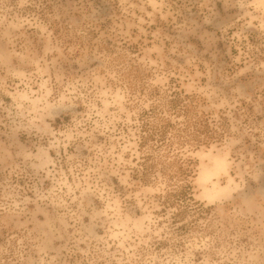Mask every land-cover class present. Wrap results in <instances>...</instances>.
Returning <instances> with one entry per match:
<instances>
[{
    "label": "rangeland",
    "instance_id": "rangeland-1",
    "mask_svg": "<svg viewBox=\"0 0 264 264\" xmlns=\"http://www.w3.org/2000/svg\"><path fill=\"white\" fill-rule=\"evenodd\" d=\"M0 264H264V0H0Z\"/></svg>",
    "mask_w": 264,
    "mask_h": 264
},
{
    "label": "trees",
    "instance_id": "trees-1",
    "mask_svg": "<svg viewBox=\"0 0 264 264\" xmlns=\"http://www.w3.org/2000/svg\"><path fill=\"white\" fill-rule=\"evenodd\" d=\"M181 175H182V173H181ZM162 176H163V178H165V179H168V176H167V174H163L162 173ZM188 188V187H187ZM187 195V193H186V191L184 190V187H182V191L181 192H176L174 195H172L171 197H173L175 200H179V201H181V202H184V201H186V200H189L188 199V197L186 196ZM185 212H182L181 214V216H183V214H184Z\"/></svg>",
    "mask_w": 264,
    "mask_h": 264
}]
</instances>
